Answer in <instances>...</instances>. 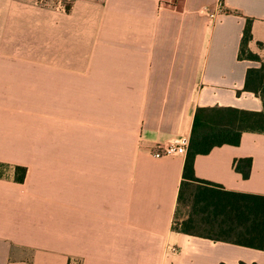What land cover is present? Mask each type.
<instances>
[{
    "label": "crops",
    "instance_id": "1",
    "mask_svg": "<svg viewBox=\"0 0 264 264\" xmlns=\"http://www.w3.org/2000/svg\"><path fill=\"white\" fill-rule=\"evenodd\" d=\"M217 1L0 0V264H264V244L181 231L185 155L149 154L188 141L197 107L263 111L238 51L250 19L264 63V0L209 20ZM193 173L264 195V132Z\"/></svg>",
    "mask_w": 264,
    "mask_h": 264
},
{
    "label": "trees",
    "instance_id": "2",
    "mask_svg": "<svg viewBox=\"0 0 264 264\" xmlns=\"http://www.w3.org/2000/svg\"><path fill=\"white\" fill-rule=\"evenodd\" d=\"M250 39V19H247L238 58L259 62L257 67L247 69L244 89L258 95L264 107V63L248 48ZM244 131L264 132V108L256 112L233 107H197L177 197L179 206L187 207L188 215L179 228L183 232L261 249L264 244V195L224 190L218 184L198 179L193 173L197 154H206L223 144L237 145ZM245 161L247 170L238 163L235 169L246 178L250 159ZM2 167L4 164L0 163V171ZM14 169L15 181H23L25 167L16 166ZM187 192H190V200L185 195Z\"/></svg>",
    "mask_w": 264,
    "mask_h": 264
},
{
    "label": "built area",
    "instance_id": "3",
    "mask_svg": "<svg viewBox=\"0 0 264 264\" xmlns=\"http://www.w3.org/2000/svg\"><path fill=\"white\" fill-rule=\"evenodd\" d=\"M224 12L221 1H217L214 10L208 13L209 20L215 19L216 15ZM188 141L186 139H175L163 147H156L149 151L153 158H160L168 155H185Z\"/></svg>",
    "mask_w": 264,
    "mask_h": 264
},
{
    "label": "rangeland",
    "instance_id": "4",
    "mask_svg": "<svg viewBox=\"0 0 264 264\" xmlns=\"http://www.w3.org/2000/svg\"><path fill=\"white\" fill-rule=\"evenodd\" d=\"M68 1H70V0H65V2H68ZM191 188H189V190H190ZM186 197H187V200L189 199L190 200V192H187L186 194ZM182 206L183 207H186V206H184L183 204H182Z\"/></svg>",
    "mask_w": 264,
    "mask_h": 264
}]
</instances>
